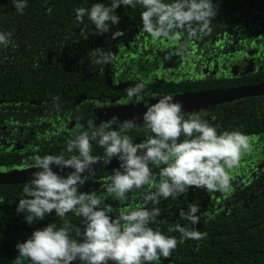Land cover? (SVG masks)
I'll list each match as a JSON object with an SVG mask.
<instances>
[{"label": "trees", "instance_id": "obj_1", "mask_svg": "<svg viewBox=\"0 0 264 264\" xmlns=\"http://www.w3.org/2000/svg\"><path fill=\"white\" fill-rule=\"evenodd\" d=\"M102 3L108 6L111 0ZM213 3L217 7V15L210 25V32L201 33L196 38H188L181 33L173 40L153 39L139 30V16L143 10L139 5L135 8L118 6L115 14L120 17L119 22L110 27L108 33L100 35L93 34L94 26L86 14L79 23L74 19V9H90L93 5L86 0H27L23 15L15 13L11 5L0 14V31L10 32L12 41L0 51V125L6 126V129H0V169H23L25 164H31L28 158L33 154L43 156L63 152L65 159L77 154L75 149L73 153L65 151L66 141L87 128L82 126L79 129V125L78 129H70L65 126L74 118H89L91 109L130 98L125 89L137 82L144 83L142 93H147L149 97L175 96V91L187 89L184 85L175 87L169 82L170 77L162 82L153 81L155 76L140 79L141 67L138 66V70L127 65L141 61L144 54H152V40H155L160 53L154 57L164 63L166 72L169 62H183L187 67L188 63L196 62L195 56L202 55L203 50L208 51L206 55L211 54L212 48L223 36H235L242 32L252 35L257 30H264V0H213ZM49 8L51 11H47ZM116 30L122 31L123 35L112 39L111 33ZM178 43L187 44L188 53L184 58L173 54ZM98 47L112 51L115 59L107 65L94 63L88 51ZM165 48L168 49L165 51ZM166 54L169 55L167 60L164 59ZM192 82L193 86L188 88L193 91L224 86L221 81L208 80L207 77ZM111 99H115V103ZM261 99L263 101L256 103L244 100L241 109L239 106L233 109L231 103H223L192 112H198L204 120L210 117L207 121L213 126L234 128L238 124L241 127L217 129V134L239 131L252 137L264 133V98ZM125 134L133 143L151 135L141 128L128 130ZM90 143V154L104 158L103 148L95 141ZM18 146L21 148H16ZM246 157L247 154L241 157L243 162ZM153 171H158V168H153ZM245 174L243 169L244 178ZM110 175L111 170L94 172L79 191H102L100 186L107 182L106 178ZM246 183L248 181L238 190L234 188L241 185L233 183V191L221 199L219 211L212 208L215 201L207 202L201 195L193 204L199 205L197 215H200V221L196 228L206 235L200 240L186 239L182 244L177 243L168 258H161V264H264V174L253 179L251 184ZM23 186L0 185V264H16L14 245L22 243L36 228L49 223L59 228L64 223L53 212L43 220H34L32 225H28L23 220L24 213L17 214L15 211L18 200L24 198ZM146 190L147 186L141 191ZM128 196L126 203L143 206L135 191ZM179 201L180 196L175 200L169 197L157 205L160 208L157 220L164 221L160 225L161 231L164 235L176 236L178 240V232L166 229L177 223L182 225L184 221L179 220L176 211H187V205L192 204L189 200L184 203ZM105 202L111 204L114 210L125 207L110 197ZM176 202L178 210L174 208ZM65 220L70 226L69 237L81 239L76 235L77 231L83 233L81 218L69 212ZM20 264L31 262L22 258Z\"/></svg>", "mask_w": 264, "mask_h": 264}, {"label": "clouds", "instance_id": "obj_2", "mask_svg": "<svg viewBox=\"0 0 264 264\" xmlns=\"http://www.w3.org/2000/svg\"><path fill=\"white\" fill-rule=\"evenodd\" d=\"M15 13L24 14L27 0H10ZM135 8L139 5L140 31L153 39L173 40L181 33L196 38L211 31V23L217 15L213 0H111L108 6L94 3L90 9H74V19L81 22L85 14L94 26V35L108 33L120 17L115 14L118 6ZM51 11V9H47ZM123 35L113 31L111 38ZM11 33L0 31V49L11 44ZM89 56L97 65H107L115 59L112 51L96 48ZM188 53L186 43H178L174 55L184 58ZM166 54L164 59L167 60ZM144 83L137 82L125 89L128 97L144 90ZM137 118L117 121L101 120L98 125L66 141L65 151L77 154L64 158V153L43 156L33 154L25 167L36 169L23 186L24 198L18 200L15 211L24 213L23 220L32 225L34 220H43L53 213L64 220L63 226L46 224L36 228L22 243L17 242L16 264L22 258L31 264H161L168 258L177 243L186 239L200 240L206 235L197 230L200 221L199 205L188 204L187 211L180 209L177 223L167 231L179 233L164 235L157 220L161 200L186 194L190 186L202 188L207 193H227L232 190L230 172L240 165L242 155L251 150L250 137L239 131H222L217 134L216 126L201 119L198 112L185 113L182 104L171 94L162 95ZM112 125H115L113 127ZM141 128L147 138L133 143L125 134L128 130ZM183 137V139H179ZM103 148V165L112 158L119 162L111 170L107 182L96 190L79 191L85 181L94 174L92 165L99 160L91 155V143ZM55 166L57 171H53ZM71 169L64 175V169ZM158 168V171H153ZM147 186L148 190L141 191ZM133 191L143 202L137 207L126 203ZM125 205L115 209L105 201L108 198ZM150 205V206H149ZM147 206V207H146ZM114 211L116 212L113 215ZM78 215L83 224V233L76 232L81 239L70 238V226L65 220L67 213Z\"/></svg>", "mask_w": 264, "mask_h": 264}, {"label": "flooded vegetation", "instance_id": "obj_3", "mask_svg": "<svg viewBox=\"0 0 264 264\" xmlns=\"http://www.w3.org/2000/svg\"><path fill=\"white\" fill-rule=\"evenodd\" d=\"M11 6L10 0H2L1 9L2 12H6ZM0 13V14H1ZM152 49V54L145 55L141 58V61L138 62H131L127 64L129 66H133L138 68V66L142 69L141 78L145 77H154L153 81L155 82H162L167 77H170V83L174 84L175 87L183 86L187 89H182L181 91H175L173 94L175 96L184 94V93H193L199 91H193L188 88V86H193L195 79L203 80L207 77L208 80L216 79L221 81L224 86L220 89H210V90H227V89H234V88H241V87H248V86H256L260 84H264V30H257L252 35H247L242 32V34H235L233 35H226L223 36L217 43L216 46L212 48L211 54H207L205 50H203L202 55L195 56L196 62H191L186 64L183 62L181 63H167V70L164 72V63L159 60L158 57H154L159 53L157 50V44L155 40H152V45L150 46ZM147 50V47L144 49ZM1 51V49H0ZM196 52V50H193ZM160 54V53H159ZM117 66V65H116ZM1 67V65H0ZM165 77V78H163ZM25 82L29 80L23 79ZM22 82L21 79H19ZM181 81L182 84H181ZM186 82V83H185ZM191 82L193 84H191ZM201 91H209V90H201ZM181 93V94H180ZM160 96H152L149 97L147 93L140 94V98L138 99L136 96L130 98H124L121 102L115 103V99H111V102L115 104H108L101 108H94L90 110L89 118H84L82 116L74 118L70 121L68 127L70 129H78L79 125L80 128L85 126V128H89V126L98 125L101 120L107 122L111 121L113 118H116L119 114L125 111V109L129 110L126 111L128 115L132 117L138 118L139 112L135 110L137 108L142 109V107H147L148 104H151L153 100L159 99ZM264 94L256 95V96H248L240 99L233 100L231 102V107L236 109L238 106H243L244 100H249L252 103H256L259 100L263 101ZM258 99V100H257ZM223 104V103H222ZM210 107V106H209ZM2 109V107H0ZM102 109V110H100ZM222 109V107L220 108ZM229 110V108L227 109ZM103 111V112H101ZM194 111V110H192ZM190 111V112H192ZM216 111V110H215ZM189 112V113H190ZM77 113H81L78 111ZM100 117L102 119H100ZM119 121V118H116ZM207 120L210 117H206ZM115 126V125H112ZM217 129H241V127L237 124L233 127L231 126H216ZM0 129H6L0 125ZM59 129V128H57ZM250 144L251 150L246 153V161L243 162L241 159L240 165L231 171L230 175V183L233 188V183H239L241 186L234 188V190H238L241 188L245 182L248 181L246 184H251V181L255 178H258L260 174H264V133L259 135H254L250 137ZM6 144V143H5ZM7 145V144H6ZM8 147V146H6ZM4 147L5 149H7ZM11 147V146H10ZM9 147V149H10ZM16 148H21L18 146ZM243 157V155H242ZM115 158V157H114ZM103 159V158H100ZM29 168V167H24ZM243 169L246 170L245 178L243 177ZM1 171H10L12 169H0ZM230 192L221 193V192H213L207 193L202 188H195L194 186H190L189 190L186 194L180 195L181 201L179 202H186L189 200V203L197 202L199 197L202 195L205 201L212 203L215 201V205L212 203V208L216 211H219L222 207V198L229 195ZM242 193V192H241ZM241 196V194H240ZM178 202L174 203V208L178 210L179 208ZM176 213H178L176 211ZM180 220V218H179ZM183 225V223H182Z\"/></svg>", "mask_w": 264, "mask_h": 264}, {"label": "water", "instance_id": "obj_4", "mask_svg": "<svg viewBox=\"0 0 264 264\" xmlns=\"http://www.w3.org/2000/svg\"><path fill=\"white\" fill-rule=\"evenodd\" d=\"M89 3H102L107 0H86ZM2 0H0V13L2 12L1 9ZM264 94V84L256 85V86H248V87H241V88H234V89H227V90H209V91H199L193 93H184L178 96H173L174 100L180 101L183 107V111L185 113L190 112L192 110H199L201 108L207 107H214L215 105L231 102L236 99L248 97V96H256ZM156 100H153L151 104H154ZM138 110L139 116L137 121H140L139 117L142 113L146 110V107H142V109H135ZM129 111L125 109L122 114L118 115L117 117L120 118V121L124 119H131V117L126 113ZM136 121V122H137ZM103 159H99L98 162L92 165L94 172L98 171H110L113 168L118 167L119 162L116 158H112L109 164L103 165ZM52 167L53 171H57L55 166ZM36 171L32 167L25 168V169H13L10 171H1L0 170V185H15V184H25L31 178V173ZM72 171L69 169H64L60 171L59 174L64 175L67 172Z\"/></svg>", "mask_w": 264, "mask_h": 264}, {"label": "rangeland", "instance_id": "obj_5", "mask_svg": "<svg viewBox=\"0 0 264 264\" xmlns=\"http://www.w3.org/2000/svg\"><path fill=\"white\" fill-rule=\"evenodd\" d=\"M164 46H166V45H164ZM160 47V46H159ZM166 49H168V48H165V49H163V50H165L166 51Z\"/></svg>", "mask_w": 264, "mask_h": 264}]
</instances>
